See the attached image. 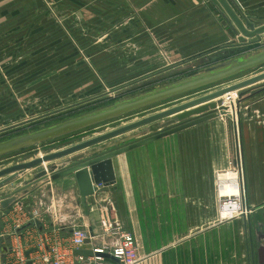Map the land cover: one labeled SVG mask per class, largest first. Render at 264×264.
Here are the masks:
<instances>
[{
	"label": "crops",
	"instance_id": "obj_1",
	"mask_svg": "<svg viewBox=\"0 0 264 264\" xmlns=\"http://www.w3.org/2000/svg\"><path fill=\"white\" fill-rule=\"evenodd\" d=\"M231 2L244 17L264 23V0ZM123 9L141 20L130 21L128 27L130 45L137 46L133 58L120 61L180 63L171 70L158 68L161 76L184 68L183 63L197 62L196 71L190 75L194 76L221 62L223 59H215L227 55L230 48L224 47L238 39L235 25L218 0H0V47L7 52L17 46L20 55L14 69L19 87L12 88V94L32 95L35 107L38 99L41 103L43 92L54 97L58 88H70L67 68H63L66 65L59 60L66 59L68 64L75 61L68 50L74 51L70 36L74 20L82 29L93 25L103 30L104 20H111ZM96 19L97 23H91ZM58 34L63 37L58 38ZM142 46L147 50L143 55L137 51ZM62 48L64 55L60 54ZM261 51L264 46L244 55ZM57 76L66 78L65 83H51ZM247 90L239 119V146L234 136L241 189L252 210L244 215L241 227L233 219L218 222L214 211L180 214L187 204V181L195 178L187 176V169H211V159L216 165L219 156L221 161L229 160L230 154L222 136L210 141L211 151L208 147L187 149L189 137L194 143L205 142L197 135L172 134L112 158L108 165L111 179L98 184L95 194L88 197V211L73 174L52 180L38 178L37 170H32L31 175L21 174L1 187L0 195L12 196L14 202L7 208L0 205V264H43L40 257L50 247L67 250L69 235L78 226L87 229L91 238L83 249L109 244L115 237L103 234L104 219L133 231L139 254L145 258L140 264H259L258 250L251 257L248 250L233 245L241 228L247 229L248 221L252 224L253 215L264 230V81ZM175 142L177 146H173ZM195 179L202 180L203 184H195L199 189L207 194L213 191L212 177ZM34 210L39 212L35 218ZM171 238L179 239L177 247ZM41 244L46 246L41 249ZM29 250L33 251L27 256Z\"/></svg>",
	"mask_w": 264,
	"mask_h": 264
},
{
	"label": "rangeland",
	"instance_id": "obj_2",
	"mask_svg": "<svg viewBox=\"0 0 264 264\" xmlns=\"http://www.w3.org/2000/svg\"><path fill=\"white\" fill-rule=\"evenodd\" d=\"M140 20V17L136 16L133 12L131 13L128 9L116 11L111 16V20H104L106 23L102 28L103 30H98L93 25L90 27H84L82 29L81 23H78L76 20H74V24H76L74 25V30L71 31L70 34L72 40L75 42L74 51L72 48H68V50H70V52H72V54L75 56V61L68 64V62H65L66 59L59 60L60 64L66 65L63 68H67L66 76L67 80L69 81L68 83H72L70 85L71 87L69 88L68 86V88H58L56 92L58 94L54 97H52L53 95L48 97L43 92L40 95V97H42L41 103L38 104V99L35 107H32L35 103L33 102L32 98L34 97L32 95L17 96L16 94H12V88L17 89L19 87V85L16 86L17 80L15 78L18 76L16 74L17 70H14L17 66L15 65L16 61L20 57L17 52V46L14 47V50L10 49L7 52H5L2 47H0V142L23 133L32 132L34 130L100 109L114 102L141 94L153 88L171 84L178 80L190 77V75L196 71L194 68L198 66L197 62L183 63L182 65H184V68L181 67L177 71H173L161 76L159 72L161 69L158 68H163L165 70L167 66V68H170L169 70H171L180 63H149L141 61L132 64L129 61H120L121 58L128 60L129 57L133 56V52L137 49V46L134 47L130 45L128 27L130 21L139 23ZM101 22L103 23V21ZM91 23H97V19ZM140 33V31L137 32V34ZM62 37L63 36L58 34V38ZM120 38L124 39L125 41L121 40ZM58 49L60 48L58 47ZM62 49L63 52L60 54H66L65 49ZM137 51H141L142 55L147 52L144 46L138 47ZM7 55L10 57H5L4 59L2 58L3 56ZM262 71H264V64L245 70L221 81L200 87L195 91L161 100L159 102L129 111L120 116L100 121L98 123L78 128L41 142L28 144L2 153L0 154V169L21 161L30 160L42 154L56 151L77 142L108 132L116 127L128 124L174 104H178L183 100H189L218 89L226 88ZM13 72L14 75L12 74ZM65 80L66 78L58 77L54 80H51V83L55 82L57 84H63L65 83ZM238 92H231L219 98L218 102L221 103L223 107H226V114L209 120L210 122H208L206 125L200 126L199 124L192 128L175 133H181L182 135L187 136L197 135L200 137L199 140H205V142L201 141L194 143L193 138H187L186 147L190 150L200 148L202 149V147L203 150H205V147H208L207 149L210 148V150L213 151V144L210 141L217 140V136H222L225 143L223 146L224 148L229 149L230 154V161L228 159L221 161L219 156L217 162H215L216 165H214V160L211 159L213 164L211 169L205 167L187 169V176H193L195 178L206 177L207 179L212 177L213 191L209 192L210 194H207L206 191L195 186V184H203L201 182L202 180L199 181L198 179L194 178L190 179V181H187L185 197L187 204L185 208H182L184 209L182 212L180 209V214L192 215L194 213H201L206 215L210 212L213 213L214 211V213L216 212L217 219L220 220L221 204L223 202L222 200L227 197L226 195L238 193L241 194V192H243L240 186L241 175L237 165L235 164L237 148L234 141V136H237L238 141L239 119L241 116L242 105L247 98L246 93L248 90L242 98L239 96ZM3 103L4 107L2 106ZM8 103H10V105H8ZM219 118L220 120L217 122V119ZM174 123L175 120H173L171 117L163 118L159 121L118 135L71 155L45 162L30 169L25 174L31 175L32 170H37L35 176H38V178H50V174L55 170L70 165L80 159L111 150L134 141L140 137L155 133L158 130L167 128ZM232 123L234 126H232ZM177 145V142L173 144V146ZM217 151H219V149H217ZM229 171H237L238 173L237 181L239 184V189L233 190L232 192L222 190V184L226 181L222 175H224L223 173ZM195 200L197 202H195ZM199 201L200 204L198 203ZM211 204L214 205L211 207ZM244 217L245 216L241 214L232 219L237 220L238 226L241 227L242 224H244ZM232 219H230V221ZM182 225L184 226V224ZM174 228L177 229V224H174ZM172 229L171 237L173 236ZM258 229L259 227L256 224L255 217L253 215L252 241L254 243L255 250H257L258 247V238L256 239V231ZM170 241L171 243L176 241L175 246L177 247V242L179 239L171 238ZM234 241V246H240V250H247V232L245 227L244 229L241 228L240 236L235 238ZM136 242L138 244L137 239ZM261 242L264 244V240ZM137 247H139V245H137Z\"/></svg>",
	"mask_w": 264,
	"mask_h": 264
},
{
	"label": "water",
	"instance_id": "obj_3",
	"mask_svg": "<svg viewBox=\"0 0 264 264\" xmlns=\"http://www.w3.org/2000/svg\"><path fill=\"white\" fill-rule=\"evenodd\" d=\"M218 2L225 10L228 18L235 25L234 32L238 35L236 42L224 47L230 48V50H228V54L219 55L217 59H215H223L221 62L206 68L204 71L194 76L153 88L141 94L114 102L100 109L34 130L32 132L17 135L5 141H1L0 154L28 144L41 142L100 121L120 116L140 107L178 96L194 89L221 81L253 67L263 65L264 51L248 55H244V52L264 46V23L257 24L255 21L244 17L238 12L231 0H218ZM262 81H264V71L236 82L226 88L218 89L205 95L174 104L138 120L116 127L108 132L77 142L65 148L3 167L0 169V188L25 173L28 169L41 165L45 162L71 155L118 135L159 121L163 118L171 117L175 120V123L167 128L160 129L155 133L140 137L111 150L80 159L70 165L55 170L50 174V178L52 180L73 174L77 182L83 206L85 210L88 211V197L95 194L98 184L109 182L111 179L108 165L112 158L147 143L178 133L188 128H192L201 123L217 118L220 115L226 114V107H223L221 103L216 101V98L235 91H241L238 93L242 98L247 92V90L243 89H248L249 87ZM13 202L14 197L7 196L3 198L0 195V205L3 208H7ZM90 241L91 238H88L86 243H89ZM3 250H6V248H3ZM32 251L33 250L27 251L26 255L29 256ZM76 254L92 256L93 251L80 248L76 250ZM103 256L108 257V255L104 254ZM262 259L264 260V257Z\"/></svg>",
	"mask_w": 264,
	"mask_h": 264
},
{
	"label": "built area",
	"instance_id": "obj_4",
	"mask_svg": "<svg viewBox=\"0 0 264 264\" xmlns=\"http://www.w3.org/2000/svg\"><path fill=\"white\" fill-rule=\"evenodd\" d=\"M240 165V167H239ZM239 173L241 164L237 165ZM241 184V181H240ZM224 183L222 184V187ZM241 186V185H240ZM241 190V189H240ZM222 200L221 216L219 221L230 220L241 214L249 215L252 210L247 205L244 193L228 194ZM22 210V206L19 207ZM227 212V213H225ZM229 213V214H228ZM39 212L34 210L33 218L37 217ZM20 223V221H19ZM103 234L114 236L113 242L96 246L92 249V256H83L76 254V250L86 244L90 238L89 231L83 227H75L69 235V244L67 250H61L58 246H52L49 251L41 255L43 264H140L144 261L138 251L135 234L131 230L121 229V226L113 221L104 219L102 221ZM46 245L41 244L40 248ZM44 250V249H43ZM108 255V257L103 256Z\"/></svg>",
	"mask_w": 264,
	"mask_h": 264
},
{
	"label": "flooded vegetation",
	"instance_id": "obj_5",
	"mask_svg": "<svg viewBox=\"0 0 264 264\" xmlns=\"http://www.w3.org/2000/svg\"><path fill=\"white\" fill-rule=\"evenodd\" d=\"M250 222V223H249ZM259 229L256 231V239H257V250H258V260H259V264H264V260L262 259L264 257V244L261 242L262 240H264V230L262 229L263 225L262 224H258ZM246 232H247V250L249 251V253L251 254L252 257V253H254V243L252 241L253 239V232H252V224L251 221H248L246 224ZM262 234V235H261ZM255 257V255H254ZM263 260V261H261Z\"/></svg>",
	"mask_w": 264,
	"mask_h": 264
},
{
	"label": "bare ground",
	"instance_id": "obj_6",
	"mask_svg": "<svg viewBox=\"0 0 264 264\" xmlns=\"http://www.w3.org/2000/svg\"><path fill=\"white\" fill-rule=\"evenodd\" d=\"M218 98H220V97H218ZM215 100H217V98ZM29 170L30 169H28L26 172H28ZM25 173H23V174H25ZM223 174L224 175H222V174L221 175L224 177V180L226 179V181L224 182V186L222 187V190H227L229 192H232L233 190L239 189V184H238V181H237L238 180V173H237V171L236 172H230L229 171V172H226V173H223Z\"/></svg>",
	"mask_w": 264,
	"mask_h": 264
}]
</instances>
